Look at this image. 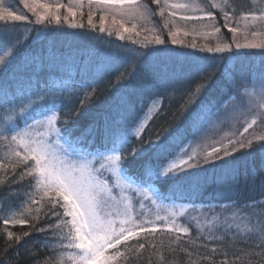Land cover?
<instances>
[{
    "label": "snow or ice",
    "instance_id": "obj_1",
    "mask_svg": "<svg viewBox=\"0 0 264 264\" xmlns=\"http://www.w3.org/2000/svg\"><path fill=\"white\" fill-rule=\"evenodd\" d=\"M26 8L35 16L36 24H51L61 22V8L67 12L63 19L67 20L76 17L77 10L83 15L84 0H69L67 5L58 2L52 3L49 0H21ZM159 6V15L163 18L165 11H168L169 17L176 15L172 9H182L180 19L188 20H207L208 23L203 27L211 28L210 35H215L221 31L216 25V16L210 9H218L224 19V27L233 34L239 29L230 26V21L236 16L233 9L231 12L229 0H209L204 7L198 4L190 3H168L164 0H153ZM90 12L88 22L92 24V6H96L101 12L113 16V24L117 23L119 18V29L117 35L123 40L125 37L122 33L133 32L136 29V23L131 28L125 26V22L142 21L150 23L151 18L156 15L147 5L139 3V0H87ZM42 10V11H38ZM191 13V14H188ZM249 16L252 24L248 23ZM245 21L244 30L255 27L257 21H264V12L259 16L249 12L241 17ZM27 17L6 6L4 0H0V22L25 21ZM103 25L105 16L101 15ZM172 23L175 27V21L165 19L164 28ZM70 27L79 25L70 23ZM143 27V25H142ZM101 31H105L102 26ZM145 31L152 33L151 37L145 36L142 46L154 43L164 45L165 41L161 38L162 30L155 25L152 28H144ZM12 31H15L13 28ZM109 31V35H111ZM178 33L169 29V36L172 43ZM255 31L252 35H257ZM136 35H140L136 32ZM133 43L140 41L133 40ZM21 44L19 37L10 35V29L4 27L0 31V73H6L8 65L11 63ZM195 47V45H193ZM236 48H262L261 43H243L236 44ZM202 51L209 53H225L231 51L228 43L221 42L217 39L215 47L205 45ZM156 52H165L164 48H157ZM117 55H119L117 53ZM132 60L135 56L129 54ZM151 53H146L149 56ZM144 61L141 60L140 63ZM136 71L135 67L131 71L125 70L117 76V80L125 76H131ZM209 79H204L200 84L193 88L184 89L180 93L181 113H187L191 106L199 99L204 88L207 87ZM91 87V86H85ZM227 91L222 88L215 100L218 112L223 109L224 120L231 119L239 122L244 119L246 126L239 138L233 134L232 138L225 139L222 137L216 141L211 150L207 147H201L197 142V147H192V142L187 145L180 144L178 149L170 150L168 146V136H161L156 133V140L152 141L150 137L145 139L142 133L146 130V120H151V109L156 107L160 101L153 99L149 112L141 117H137L131 124L124 129H117L108 136V143L102 152L96 153L92 159L83 155L81 146H85V133L87 129L74 136L76 131L75 117L81 114L85 104L95 93V89L85 91L83 88L80 92L75 89L71 91L55 88H49L46 92H35L22 97H16L13 94L11 99L8 98L7 92L0 100V145H7L8 151L5 158L0 162V171L8 173L11 169V176L15 179L10 180L11 184L31 178L27 189L23 190V199H20L21 189L9 188L8 197L13 195L20 200L18 205L10 207L7 213L0 216V225L3 226L6 242L4 249V264H11L12 258L8 256V250L16 248L13 255L16 261L21 259L18 251L19 247L25 250V258L36 257L32 264H127L130 256L139 253L145 249V243L137 240L135 245L128 243L146 233L147 237L154 236L158 232L175 234L173 244H179L181 237L190 235L191 225L177 223V216H183L184 212L177 213L173 208L163 204L164 200L170 199L167 187L173 184L177 185V190L184 188L182 181H197L201 172V164L214 163L215 161H225V157L232 156L235 152L243 149H251L253 140L260 141L258 151L264 152V73L258 74L255 78L249 77L239 85L235 84L234 78L232 84L225 85ZM175 91V90H174ZM51 97V102L50 98ZM186 98V99H185ZM57 100L60 101L59 107ZM67 102V110L66 104ZM231 105L229 108L228 105ZM63 113V119L59 114ZM157 114H159L157 112ZM200 118V113H194L192 124H195ZM219 118V117H218ZM25 122V126H20V121ZM259 126V134L249 133L254 126ZM39 126L45 129V133L39 137L33 135V129ZM171 135V134H169ZM135 139L136 144L132 141ZM195 141V137L193 138ZM147 144V147L144 145ZM219 144V146H216ZM130 146V147H129ZM22 149V151H21ZM63 153V155L61 154ZM151 154V155H149ZM148 156V159L142 164V173L140 176H133L129 170V164L136 160ZM68 157H72L71 160ZM131 157V161H129ZM155 159V163L152 162ZM32 163H29V162ZM128 162V163H126ZM99 165V168H97ZM22 167L23 170L16 173L15 169ZM109 171L114 176V183L117 188H132L143 201H149L157 209L155 220L164 221L162 226H157L155 221L142 219L139 223L134 218L132 204L126 198L116 201L113 188L109 186L108 181L102 180L103 171ZM131 177V181L124 185L123 177ZM166 184L167 187L161 188L160 184ZM5 180L0 179V184ZM173 198L176 191H173ZM47 198V199H46ZM62 201V203H61ZM116 203V207L108 210L107 206ZM2 203V198H0ZM123 204L120 208L118 205ZM33 206H37L33 208ZM57 207L62 208L63 212L55 211ZM141 207L144 205L141 203ZM222 208H233L235 211L230 216H212L205 222L196 220L197 239L203 240V247L206 249L209 244L223 246L225 243L235 241L243 248H255L260 251L264 258V199L245 201L240 203L236 200L231 205H221ZM23 208L24 211H20ZM47 209L44 211V209ZM3 211V209H0ZM161 212L164 214L161 215ZM35 213V214H33ZM56 217L54 224L41 225L36 228L37 232H47L42 239L37 241H28L25 238L31 235L30 231H24L19 235L8 230L9 226L31 225L35 228L36 222L41 218ZM143 216V213H141ZM70 217V219H65ZM171 217V219H169ZM195 219V218H194ZM239 219L241 224L245 225V231L241 232V224H235L233 221ZM245 221L247 223L245 224ZM246 233V234H245ZM146 237V239H147ZM123 245L124 250L121 249ZM54 246L64 250H75L68 252H56ZM155 247V245H153ZM109 249L114 251L109 252ZM52 251L51 259L45 257L41 259L36 256L40 251ZM177 249L173 248L172 251ZM179 250L183 251V248ZM217 247H213L211 252L203 251L198 253L209 264H216L217 260L227 261V255H221L219 258L215 255ZM189 255L192 251L189 250ZM232 257L238 259L239 255L233 253ZM161 260L163 256L161 255Z\"/></svg>",
    "mask_w": 264,
    "mask_h": 264
},
{
    "label": "trees",
    "instance_id": "obj_2",
    "mask_svg": "<svg viewBox=\"0 0 264 264\" xmlns=\"http://www.w3.org/2000/svg\"><path fill=\"white\" fill-rule=\"evenodd\" d=\"M10 2L9 6L22 7L20 0H4ZM20 1V3H19ZM144 3L152 6V0H145ZM230 12L234 9L236 15L243 13H257L264 6V0H229ZM157 7V5H156ZM22 11V10H21ZM155 20V18H153ZM156 21V20H155ZM163 25V20H157ZM4 27L10 29V35L19 37L21 44L15 53L14 58L8 65L6 73H0V100L4 93H12L21 86L30 88L26 94L18 93L16 97H22L28 93H44L49 88L57 90L64 89L71 91L75 89L80 92L96 91L91 99L86 102L81 114L75 117L76 131L74 136H78L81 129L97 126L99 131L94 138L86 137L85 146H81V151L88 157H93L98 151H103V146L108 143V136L117 129H124L137 117L143 116L147 106L153 99L161 100L158 113L150 120L142 137H150L156 140V133L161 136H168V146L170 150L178 149L180 144L191 140L195 134V124H192L194 113L199 112L201 117H205L216 108L215 100L222 88L227 91L225 85H239L249 77L255 78L258 74L264 73V52L238 53H209L206 50L196 53L190 49H182L176 46L171 47L167 41L166 34L163 39L164 45L147 44L144 42L133 43L132 39L121 42L112 33H99L92 26L77 27H55L44 24H36L34 21H17L3 24L0 22V31ZM15 31H12V29ZM169 43V44H166ZM157 48L166 49L165 52H156ZM117 53L119 55H117ZM146 53H151L145 56ZM135 56L133 61L131 56ZM143 60V63L140 61ZM135 67L136 71L131 76H125L117 80V76L125 70L131 71ZM209 79L206 88L203 89L199 99L191 106L187 113H181L180 93L187 88H195L204 79ZM85 86H91L85 87ZM175 90V91H174ZM13 96H8L11 99ZM51 102V97L49 98ZM186 99V98H185ZM60 101L57 100L59 107ZM67 110V102L65 101ZM63 119V113L59 114ZM101 129L106 130L101 134ZM171 134V135H169ZM133 144L137 141L133 139ZM260 141L253 140L251 149H243L235 152L232 156L225 158V161H215L214 163L201 164V176L206 178L210 175V182L207 192L212 188L216 190V180L221 179L219 171L224 170L228 178H224L223 185L227 186L230 195L242 196V199L256 200L261 194L264 195V152L258 151ZM147 147V144L144 145ZM98 148L99 150L95 149ZM130 147V146H129ZM8 151L7 145H0V162L5 158ZM151 155V154H149ZM129 157V161H131ZM148 156L130 163L129 170L133 176H140L142 164ZM152 162L155 159L152 158ZM128 163V162H126ZM22 167L15 169L19 174ZM9 168L6 174L0 171V179L5 180L0 184V216L7 213L10 207L18 205L20 200L13 195L8 197L9 188L21 189L20 199H23V190L31 178L11 184L10 180L15 179L10 175ZM225 176V175H224ZM218 180V181H219ZM226 182V184H225ZM161 188L167 187L161 184ZM215 186V187H214ZM224 191H228L223 189ZM215 200L218 197L212 193ZM47 199V198H46ZM203 199H201V202ZM185 201V200H182ZM62 203V201H61ZM37 206H33L35 208ZM47 209L45 208L44 211ZM55 211L63 212L57 207ZM20 211H24L23 208ZM35 214V213H33ZM70 218L66 217L65 219ZM56 217H41L35 224L25 226H9L10 231L19 235L24 231H30L31 235L25 239L37 241L42 239L47 232L36 231L41 225L54 224ZM142 233L140 237L128 243L135 245L137 240L145 243V249L129 257L127 264H209L198 253L203 251L211 252L213 247H217L215 255L219 258L222 254L227 255V261L217 260L216 264H264V258L260 251L255 248H243L235 241L225 243L222 247L209 244L205 249L203 240L194 241L192 238L180 240L179 244H173L175 237L169 239L161 234L147 237ZM169 239V240H168ZM6 242L3 226L0 225V264H4L3 245ZM155 245V247H153ZM21 259L16 261L13 253L16 248L8 250V256L12 258L11 264H32L36 257L25 258L23 247L16 246ZM124 250L123 245L120 246ZM177 249L172 251V249ZM183 248V251L179 250ZM56 252H68L75 250H64L59 246H54ZM189 250L192 254L189 255ZM114 251L109 249V252ZM239 255L238 259L232 257L233 253ZM52 251H40L36 256L41 259L48 257L51 259ZM161 255L163 260H161ZM66 264H71L67 261ZM119 264V262H118Z\"/></svg>",
    "mask_w": 264,
    "mask_h": 264
},
{
    "label": "rangeland",
    "instance_id": "obj_3",
    "mask_svg": "<svg viewBox=\"0 0 264 264\" xmlns=\"http://www.w3.org/2000/svg\"><path fill=\"white\" fill-rule=\"evenodd\" d=\"M144 1L145 0H139V3L143 5H147L153 12L156 13V15H154L151 18L150 23H145L142 21L125 22V26L128 28H131L133 23H136L137 26L133 32L122 33L125 38L123 40L120 39L121 42H126V40H129V39H132V40L134 39L140 42H144L145 36H148V37L152 36V33L149 31H145L144 28H152L153 25H155L158 29L162 30L161 32L162 39L164 35L166 34L167 41L170 42L171 47L176 46V48L181 47L184 50L190 49V50L195 51L196 53H201L202 52L201 49L204 48L205 45L215 47L217 39H219L221 42L230 44L231 51L226 52L228 54H232V53L245 54V53H250V52H264V49L262 48H250V49H244V48L237 49L236 48L237 43L243 44L246 42L247 43L264 42V21H257L255 27H250L247 31L244 30L245 21L241 17L243 14H248V13L236 15L230 21V26L237 27L239 29V31L236 34H233L229 32L227 28L223 26L225 22L218 9H210V8L206 9V10H211L215 14L216 16L215 23L221 29L219 33H215V35L213 36V35L208 34L212 32L211 28L203 27V25H206L208 23L206 19L203 21L201 20L184 21L180 19L181 14L184 13V10L182 9H172L171 11L176 12V15L174 17H169L168 11L166 10L164 17L162 18L159 15V6L155 4L153 0H152L153 2L152 6L144 3ZM49 2L55 3L57 2V0H49ZM58 2L61 4L67 5L69 0H58ZM217 2H221V0H217ZM29 3H31V0H29ZM163 3H164V0H161V5ZM168 3L169 4L171 3H190V4L194 3V4L200 5L201 7H204L205 5L209 3V0H168ZM5 4L6 6H9L10 2L6 3L5 1ZM11 8L14 9L17 12V14H24L27 17V20L25 21L29 23L32 21H35V16L33 15L31 11H29L28 8L24 6V4H22V7L20 8H16V7H11ZM38 11H42V10L38 9ZM82 11H83V15L80 14V10H77V14L74 20L72 17H68V19L65 20L63 19V17L67 16V12L64 10V8H61V11H60L61 22L59 24H56L55 22H52L51 24L45 22L44 25L55 26V27H70L69 26L70 23H75L79 26H82V25L92 26L93 28H96L99 33L106 32V31L109 33V31H111V33H113L114 36L119 39L117 35V30L119 29V18H117V23L113 24L112 15H108L107 13L101 12L96 6L93 5L91 8L92 24L90 25L88 22V16H89L90 9L87 4V0H84ZM261 12H264V6H262L260 11L255 13V15L259 16ZM188 14H191V13H188ZM101 15L105 16V21L103 25L100 20ZM153 18H155L156 21ZM161 18L163 20V23H162L163 25L159 24V22L157 21L158 19H161ZM165 19L174 20L176 26L173 27V24L169 23L168 28H164ZM248 23L250 25L253 23L250 16H249ZM102 26L105 28V31L100 30ZM169 29L178 33L175 37L177 41L175 44L172 43V39L169 36ZM119 31L122 32V29H119ZM254 31L258 34L252 35ZM136 32H139L140 35L137 36ZM166 44H169V43L166 42ZM193 45H195V47H193ZM250 54H253V53H250ZM28 89H30L28 86L27 88L25 86H21L17 90L14 89V91H12V93H9L8 96H13V94L16 95L18 93H22L24 95L29 91ZM31 93H28V94H31ZM159 101L160 103L156 107H153L151 109L152 117H154V115L156 114V112L158 111L161 105V100ZM151 104L152 102L149 103L144 114L149 112V106H151ZM228 107L230 108L231 105L229 104ZM223 111L224 110L221 109L218 112L217 107H216L214 108L212 112L207 114L205 117L200 116L199 120L195 124V134H194L195 141L193 140L194 138L193 137L191 140L185 142L184 145H187L189 142H192V147L196 148L197 142H200L201 147H207L208 150H211V146L216 141H219L222 137L225 139V142H227V139L232 138L234 133L239 138L240 133L243 132V127L246 126L244 119H241L239 122L232 121L231 119L225 121L224 116H223ZM149 122L150 120L145 121L146 126ZM20 126L21 127L25 126V122L23 120L20 121ZM85 129H87L85 136L89 138H94L97 132L100 130L99 127L94 126L90 128L81 129V132L84 131ZM32 131L35 137H39L40 135L45 133L46 130L43 128H40L39 126H36V128L33 129ZM101 131H102L101 134H104L106 132V130L104 129H101ZM260 131H261V128L258 123L257 126H254V129L249 130V133H245L244 137H248L251 134H259ZM105 146L106 145H104L103 148H105ZM216 146H219V144H216ZM95 149L99 150L96 147ZM98 152H102V151H98ZM61 154L63 155V153ZM92 158L93 157H88V159H92ZM68 159L71 160L72 157H68ZM29 163H32V162L30 161ZM97 168H99V165H97ZM224 170L226 169L224 168ZM224 170L219 171V175L220 177L222 176V178L220 180L217 179L215 181L216 182L215 186H217L216 190L212 188L211 190H209V192H207V187L210 182L209 180L210 175L206 178H203L201 176V173L197 181H190V180L182 181V183L185 185L184 188H180L177 190V185H174V184L171 187H167V192H168V196L170 199L164 200L163 204L168 207L173 208L177 213H180L182 211L184 212V215L182 217L179 215L177 216L176 218L177 223L191 225L190 235L187 237H181V240L185 241V238H192L194 241L198 242L197 229L195 226L196 220H199L203 223L206 220L210 219L212 216H219L221 219H223L224 216H230L231 213L235 211V209L231 207L227 209L222 208L221 205H231L233 200H236L240 203H243L245 201H249V202L253 201L250 199L244 200L242 199V196L239 197L238 195H234L232 197V195H230L229 189H226L227 186L223 185V181H224L223 177L225 178L229 177L228 174H226L227 172H225ZM101 179L108 181L109 186L113 188L114 190L113 194L116 197V201H120L126 198L128 201L131 202L132 209H133V215L138 223L142 219H149V220L155 221L157 226H162L164 224V221L155 220L157 209L155 206L151 205L149 201H143L141 197L132 188H128L126 186L122 188H117L116 183L113 182L115 178L111 172L107 170L103 171L101 175ZM121 179L124 185H127V183L131 181V177H128V176H125ZM159 182L160 181H157V184ZM223 189L228 190V191H224ZM173 191H176L175 198H173L172 196ZM212 193H214V195L218 197L219 200H215L213 198ZM201 199H203L202 200L203 202H201ZM262 199H264L263 194H261L259 198L256 200H262ZM182 200H185V201H182ZM141 203L144 205L143 208L141 207ZM116 206H117L116 203L112 202L107 206V208L108 210H110ZM118 206L122 208L123 204H120ZM141 213H143V216H141ZM163 214L164 213L161 212V215ZM67 219H70V218H67ZM169 219H171V217ZM233 223L241 224V221L237 219L233 221ZM246 223L247 221H245V224ZM240 231L241 232L245 231L244 224H241ZM157 234H161L165 237H169V239L175 237L174 233L169 234L165 232H158ZM199 246H201V244Z\"/></svg>",
    "mask_w": 264,
    "mask_h": 264
}]
</instances>
